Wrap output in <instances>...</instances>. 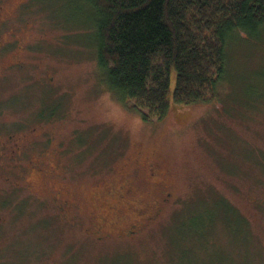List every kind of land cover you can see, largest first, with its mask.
<instances>
[{
  "label": "rangeland",
  "instance_id": "obj_1",
  "mask_svg": "<svg viewBox=\"0 0 264 264\" xmlns=\"http://www.w3.org/2000/svg\"><path fill=\"white\" fill-rule=\"evenodd\" d=\"M44 2L0 0V37L27 45L0 58V118L34 125L43 91H55L57 150L22 161L68 178L54 179L59 197L26 192L12 213L0 208V264H264V97L244 104L264 91V39L231 44L222 100L145 120L101 78L89 9ZM120 188L111 208L105 191Z\"/></svg>",
  "mask_w": 264,
  "mask_h": 264
},
{
  "label": "trees",
  "instance_id": "obj_2",
  "mask_svg": "<svg viewBox=\"0 0 264 264\" xmlns=\"http://www.w3.org/2000/svg\"><path fill=\"white\" fill-rule=\"evenodd\" d=\"M78 2L93 21L101 78L122 103L147 109L140 111L145 120L164 118L173 103L220 100L229 89L231 44L264 39V0ZM263 97L261 91L244 104L257 106Z\"/></svg>",
  "mask_w": 264,
  "mask_h": 264
},
{
  "label": "flooded vegetation",
  "instance_id": "obj_3",
  "mask_svg": "<svg viewBox=\"0 0 264 264\" xmlns=\"http://www.w3.org/2000/svg\"><path fill=\"white\" fill-rule=\"evenodd\" d=\"M3 10L4 6L0 5V11ZM4 21L5 19L0 17V27ZM9 31L11 30L9 29ZM19 42V39H2V37H0V58L5 55L7 51H10L11 47H15L14 49L16 50H24L27 45L19 44ZM20 63L21 60L15 58L8 66L15 67ZM47 81L53 83L55 79L48 74ZM55 93V91L50 89H45L43 91V94H45L44 97H46L44 100L46 102L44 106L37 111L35 120H37L38 123L34 125L28 126L26 119L15 120L0 118V208H5V210L8 209L9 213H12L19 203L24 202V199H22L23 193L28 192L31 196L39 200H43L40 199L43 198V191L47 194L49 193L53 194L55 197H59L61 194L60 190L52 188L54 186V179L61 177V180L67 181V174L62 173L57 164L52 165L48 163L47 166H39L32 161L28 167H25L22 161V159L31 157L36 159L39 156L53 157L54 151L57 150L54 146L55 133H53V127H55L58 120L56 112L59 108V101L55 98ZM50 94L52 98H55L54 100L48 96ZM13 101L14 97L8 99L10 105ZM52 101H54V103H52ZM153 172H155V170H153ZM105 192L106 195H113L109 196L113 201L111 208L116 206V202H120L124 198L121 188L117 189L115 194L112 190L108 191L106 189ZM69 193V189L65 190V194ZM167 195H170V193ZM163 200L166 202L168 197H163ZM134 202H138V200L135 199ZM154 215L155 214H151V216L148 217L144 215V217L142 216L139 220L145 221V219H149ZM3 218L4 216L1 217L0 215V219ZM121 221L119 218L114 224H119ZM0 224H2V222H0ZM138 227V223L133 222L128 229L129 234L137 230Z\"/></svg>",
  "mask_w": 264,
  "mask_h": 264
}]
</instances>
